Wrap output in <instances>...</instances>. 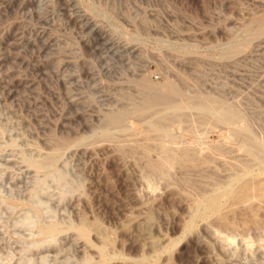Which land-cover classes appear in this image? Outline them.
<instances>
[{
	"label": "rangeland",
	"instance_id": "obj_1",
	"mask_svg": "<svg viewBox=\"0 0 264 264\" xmlns=\"http://www.w3.org/2000/svg\"><path fill=\"white\" fill-rule=\"evenodd\" d=\"M0 264H264V0H0Z\"/></svg>",
	"mask_w": 264,
	"mask_h": 264
},
{
	"label": "bare ground",
	"instance_id": "obj_2",
	"mask_svg": "<svg viewBox=\"0 0 264 264\" xmlns=\"http://www.w3.org/2000/svg\"><path fill=\"white\" fill-rule=\"evenodd\" d=\"M234 49V48H233ZM235 50V49H234ZM233 50V51H234ZM228 51H230V50H228ZM236 52V51H235ZM240 52V51H239ZM236 53H238V51L236 52ZM236 53H234V55L236 54ZM226 54V53H225ZM231 55H233V54H231ZM228 57H230L229 55H228ZM232 57V56H231ZM142 84V83H141ZM138 85V84H137ZM165 85V84H164ZM140 86V85H139ZM155 87V86H154ZM162 88V87H161ZM145 89V88H144ZM154 89V88H153ZM156 89V88H155ZM173 89V88H172ZM139 90H141V89H139ZM146 90V89H145ZM149 90V89H148ZM163 90V89H162ZM143 91V90H142ZM147 91V90H146ZM151 92H152V90H150ZM171 91V90H170ZM175 91V90H174ZM173 91V92H174ZM141 93V92H140ZM177 93V91L175 92V94ZM169 94H171V93H169ZM168 94V95H169ZM167 94H164V93H162V92H158V90H157V92H154V93H151V94H149V96H147L146 98H145V101H144V108H143V113L144 114H148V113H150V115H151V113L152 112H156V111H158V112H160L161 113V115L162 114H164L165 115V117H168V116H170V117H174V116H176L177 114H178V108H171L172 106H170V107H166L167 106V103H169L168 101H170L169 99V96H168ZM172 95H173V93H172ZM177 95V94H176ZM179 95H181V94H179ZM178 95V96H179ZM177 97V96H176ZM185 97V96H184ZM174 98V97H173ZM180 98V100H181V97H179ZM178 98V99H179ZM190 98H188V100H189ZM200 99V98H199ZM176 100V99H175ZM183 100V99H182ZM184 100H185V98H184ZM194 100V102H195V99H193ZM177 101V100H176ZM189 101H191V100H189ZM207 101V100H206ZM196 102H198L197 100H196ZM179 103H183V102H179ZM186 103H187V99H186ZM193 103V102H192ZM191 103V104H192ZM208 103V102H207ZM173 104V103H172ZM180 104V105H181ZM185 104V103H184ZM197 104V103H196ZM174 105H176V103L174 104ZM177 105H178V103H177ZM195 105V104H194ZM169 106V105H168ZM181 106H183V105H181ZM184 106H186V105H184ZM189 106V105H188ZM202 106V105H201ZM204 106V105H203ZM205 107H207V105L205 106ZM210 107V106H209ZM212 107V106H211ZM180 108V107H179ZM198 108V107H197ZM199 110H200V108H198ZM221 109V108H220ZM180 110V109H179ZM195 110V109H194ZM197 110V109H196ZM180 111H182V110H180ZM185 111V110H184ZM204 111V110H203ZM203 111H201V113L203 112ZM212 111V110H211ZM197 112V111H196ZM199 112V111H198ZM137 113L139 114V112L137 111ZM143 113H142V115H143ZM204 113V112H203ZM208 113V112H207ZM159 114V113H158ZM126 115V114H125ZM182 115V114H181ZM210 115V114H209ZM212 115H213V117L215 118L214 120L216 121V122H218V123H224V124H233L235 121H237V119H238V114H236V113H234V111H230V110H226V111H214L213 113H212ZM116 116H118V115H116ZM156 116V115H155ZM121 117V116H120ZM118 118V120L119 121H123V118ZM153 117V116H152ZM158 117V116H157ZM164 117V116H163ZM113 118V117H112ZM160 118V117H159ZM115 121V120H114ZM121 121V122H122ZM161 121H163V120H161ZM156 122H158V121H156ZM166 122V121H165ZM148 123H151V122H148ZM163 123V122H162ZM164 124V123H163ZM162 125V124H161ZM148 128H149V132L150 133H159L160 132V126L159 125H156V124H149L148 125ZM162 128V127H161ZM241 128V127H240ZM240 131V130H239ZM149 132H148V135L147 136H149ZM157 136V135H156ZM153 137V136H152ZM239 141V140H238ZM256 145V144H255ZM62 146V145H61ZM242 147H243V150L245 151V154L248 156V157H250V158H255V159H257V160H259V159H261L262 158V154H261V150H259V148H257V146H254V145H250V144H248L247 143V141H245V139L242 137ZM59 149H60V145L59 144H57V146H56V150L54 151V152H52V154H50L48 157H47V160H50V159H52L55 155H57V153L59 152ZM138 150V149H137ZM160 150H161V148H160ZM165 151V150H164ZM51 152V151H50ZM165 153V152H164ZM170 158V157H169ZM56 159V158H55ZM168 159V158H167ZM162 160V159H161ZM165 160H166V157H165ZM165 160H164V162H165ZM193 160V159H192ZM262 160V159H261ZM163 162V163H164ZM159 163H161V162H158V164ZM169 163H170V161H169ZM166 164V163H165ZM166 165H169V164H166ZM152 170H153V168H152ZM259 182V181H258ZM257 182V183H258ZM262 182V181H261ZM261 182H259V183H261ZM258 183V184H259ZM251 184H253V183H251ZM250 183H245L244 185H242L241 187H240V189L239 190H237L236 191V193H235V191H234V194H232V195H230V199H232V200H234V199H236V198H239V197H241L242 199H247V198H249L250 196H251V193H252V185H251ZM261 184H263V182L261 183ZM254 187H255V185H254ZM260 187V186H259ZM258 188V187H257ZM262 188V187H261ZM258 190V189H257ZM231 194V193H230ZM240 198V199H241ZM218 210H219V200L218 199H215V200H213L212 201V203H211V206H210V208H209V210L207 211L208 213H212V214H214V215H218ZM95 227H97V226H95ZM96 229V228H95ZM57 230V229H56ZM99 230V229H98ZM100 231V230H99ZM48 232L50 233V234H53L54 232H55V229L54 228H50L49 230H48ZM83 233V235H84V232H82ZM86 234V233H85Z\"/></svg>",
	"mask_w": 264,
	"mask_h": 264
}]
</instances>
